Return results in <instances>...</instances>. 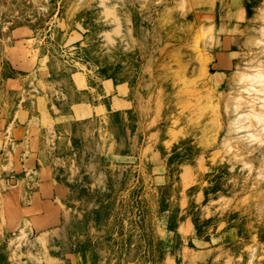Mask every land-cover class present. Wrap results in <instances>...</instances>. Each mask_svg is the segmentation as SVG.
<instances>
[{
    "label": "rangeland",
    "instance_id": "rangeland-1",
    "mask_svg": "<svg viewBox=\"0 0 264 264\" xmlns=\"http://www.w3.org/2000/svg\"><path fill=\"white\" fill-rule=\"evenodd\" d=\"M0 264H264V0H0Z\"/></svg>",
    "mask_w": 264,
    "mask_h": 264
}]
</instances>
